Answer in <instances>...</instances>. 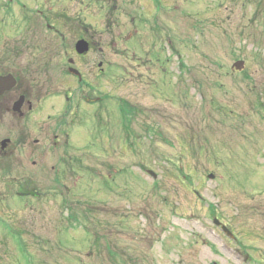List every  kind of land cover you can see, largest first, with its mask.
Instances as JSON below:
<instances>
[{
  "label": "rangeland",
  "instance_id": "obj_1",
  "mask_svg": "<svg viewBox=\"0 0 264 264\" xmlns=\"http://www.w3.org/2000/svg\"><path fill=\"white\" fill-rule=\"evenodd\" d=\"M119 2L112 13L103 0L43 3L96 27L81 64L92 90L63 74L81 101L71 156L20 158L36 190L0 199V264H264V0H136L139 13ZM76 28L27 38L62 33L68 47ZM63 102L44 100L31 127Z\"/></svg>",
  "mask_w": 264,
  "mask_h": 264
},
{
  "label": "flooded vegetation",
  "instance_id": "obj_2",
  "mask_svg": "<svg viewBox=\"0 0 264 264\" xmlns=\"http://www.w3.org/2000/svg\"><path fill=\"white\" fill-rule=\"evenodd\" d=\"M45 1L0 0V76L5 78L0 83V113L8 115L7 119L1 118L3 123L0 125V182L4 187L3 192L0 186V199L5 200L4 202H12L18 196L23 197L31 193L34 195L36 189L34 190L31 180L33 171L26 161L21 160L22 158L32 159L34 156L50 153L60 161L65 155L71 156V152L69 153L65 148L69 146L73 125L67 122L66 116L69 114L77 116L81 101L80 98H77L79 101L74 100L76 91L73 88H61L65 85L64 75L67 71L69 72L70 66L76 67L81 73L78 75L69 72L76 78L80 91H84L86 87L92 90L87 71L81 64L85 63L89 55L95 56L98 51L96 27L81 16L74 22L66 11H59L62 14L59 17L56 14L51 15L44 7ZM103 1L106 4L103 3L101 6L104 10L105 8L109 10L107 13L120 12L126 7V5H120V0ZM134 1L137 4L136 0ZM155 1L157 5H160L159 0ZM136 9L139 13V5ZM91 10H95V7L91 6ZM130 18L135 23L137 18L134 15ZM149 19L143 15L139 17L144 26L149 21H152V25L156 24L157 17L153 20ZM62 22L68 25L75 23L78 28L75 38L71 39L68 47L61 32L62 38H56V44L46 43L38 37L27 38L30 30L33 29L53 28L59 33ZM19 28L22 30L21 33H17ZM22 35L25 36L21 37ZM81 38L89 43V50L85 53H79L76 49V42ZM43 47H45L44 50ZM103 62L99 60L97 64L101 70L99 72H104L108 68V65L103 67ZM42 78L44 79L41 80ZM91 95L93 94L83 93L82 100L98 98L96 95L94 98ZM52 96H63V104L56 112L45 117L40 116L35 124L36 127L32 128L30 118L38 115L42 111L44 100ZM20 99V108L16 110L14 106ZM73 101H75L74 105ZM49 119L54 121L46 124ZM157 124L161 125L158 121ZM35 133L37 135L32 137ZM40 143L47 144L46 149L37 145ZM18 169L24 172L25 177L17 174ZM54 180H57L58 184L61 182L60 177H55ZM0 221L3 220L0 219ZM24 249L27 248L24 246Z\"/></svg>",
  "mask_w": 264,
  "mask_h": 264
},
{
  "label": "water",
  "instance_id": "obj_3",
  "mask_svg": "<svg viewBox=\"0 0 264 264\" xmlns=\"http://www.w3.org/2000/svg\"><path fill=\"white\" fill-rule=\"evenodd\" d=\"M76 49H77V51L79 52V53H84V52H86V51H88L89 50V43L87 42V40H85V39H79L77 42H76ZM242 64H243V60H239V61H236L235 62V66L236 67H238L239 69L241 68V66H242ZM73 72H75V73H79V71L76 69V68H70ZM3 79H5L3 76H0V83H1V81H3ZM20 102H21V99L18 101V102H16V104H15V106H14V109H19L20 108ZM3 142H5V141H3ZM217 220V219H216ZM217 223H219V221H216ZM223 228H225V226H223Z\"/></svg>",
  "mask_w": 264,
  "mask_h": 264
}]
</instances>
